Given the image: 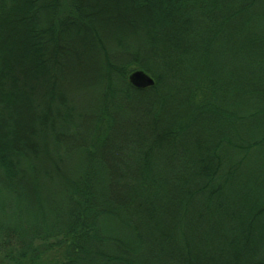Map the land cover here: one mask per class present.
Listing matches in <instances>:
<instances>
[{
	"label": "trees",
	"instance_id": "1",
	"mask_svg": "<svg viewBox=\"0 0 264 264\" xmlns=\"http://www.w3.org/2000/svg\"><path fill=\"white\" fill-rule=\"evenodd\" d=\"M0 264H264V0H0Z\"/></svg>",
	"mask_w": 264,
	"mask_h": 264
},
{
	"label": "water",
	"instance_id": "2",
	"mask_svg": "<svg viewBox=\"0 0 264 264\" xmlns=\"http://www.w3.org/2000/svg\"><path fill=\"white\" fill-rule=\"evenodd\" d=\"M129 81L137 88H146L154 85V79L143 70H135L130 73Z\"/></svg>",
	"mask_w": 264,
	"mask_h": 264
}]
</instances>
